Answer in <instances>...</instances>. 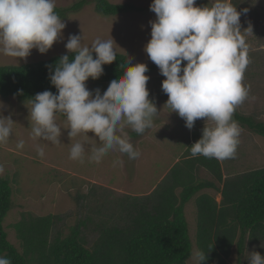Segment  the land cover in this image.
Instances as JSON below:
<instances>
[{"label": "clouds", "instance_id": "obj_1", "mask_svg": "<svg viewBox=\"0 0 264 264\" xmlns=\"http://www.w3.org/2000/svg\"><path fill=\"white\" fill-rule=\"evenodd\" d=\"M195 2L152 0L149 7L156 19L150 21L151 38L144 51L166 77L161 87L171 112L183 118L189 130L197 119H206L202 137L191 143V156L234 158L241 129L232 117L250 90L242 83L249 60L248 44L240 31L241 13L230 0H210L206 7L194 6ZM71 6L62 9L65 15L59 17L54 11L56 0H0V53L17 59L27 58L33 48L47 53L65 28L62 20ZM248 29L252 31L251 26ZM114 43L113 39L97 38L87 46L80 35L68 37L65 47L75 53L74 59L62 56L49 77L58 94L45 90L30 99L33 140L59 143L62 128L56 116L63 114L70 138L80 134L89 137L88 132L98 137L101 143L91 148L92 160L99 162L110 151L126 154L129 159L140 156L125 128L143 134L159 114L146 87L147 65L132 64L128 59L123 76L113 79L103 95L96 89L93 97L85 84L89 78L98 79L103 74L102 66L116 60ZM13 123L11 116L0 114V143L10 138ZM85 143L72 144L71 159H81ZM16 146L22 149L24 141ZM37 152L44 156L43 148ZM3 171L0 166V173ZM191 256L196 264L207 259L201 250H194ZM0 264L11 261L0 257ZM248 264H264V257L252 252Z\"/></svg>", "mask_w": 264, "mask_h": 264}, {"label": "rangeland", "instance_id": "obj_2", "mask_svg": "<svg viewBox=\"0 0 264 264\" xmlns=\"http://www.w3.org/2000/svg\"><path fill=\"white\" fill-rule=\"evenodd\" d=\"M78 1L56 0V8L66 9L65 7L68 8ZM106 1L112 4H128L134 9L116 15L102 16L95 11L96 0H88V4L81 9L66 13L67 17L62 20L65 28L47 53L41 54L33 48L30 55L24 59L0 53V66L33 63L68 53L65 44L70 35H80L82 44L87 46L97 38L113 39L115 53L125 55L131 63H144L147 66L155 64L144 51L145 45L151 38L150 21L156 19V14L149 7L152 0ZM230 2L241 13L240 31L248 44L249 60L242 83L250 90L248 97L236 107L235 111L245 116H252L256 121L264 124V0H230ZM194 6H210V0H196ZM249 26L252 31L248 29ZM183 64H186V61L182 62ZM146 76H149L146 84L149 99L155 103L159 114L154 117L153 126L146 129L143 134H137L130 127L125 128L134 149L140 153L137 159H129L126 154L110 151L99 162L92 160L91 148L101 143L98 137L88 132L89 137L80 134L70 138L68 135L70 129H65L67 120L59 116H56V123L62 128L59 143L33 140L29 121L30 101H21L15 97L5 100L0 97L3 105L0 114L5 117L11 116L14 122L10 138L6 143H0V166L4 169L0 176L9 180L13 201L4 225H8L5 226L8 240L19 251H21L20 240L16 236L15 229L9 225L16 222L22 213L36 216L51 214L60 217L52 227L54 234L60 231L68 232L67 229L74 226L79 218L95 216L96 209L104 212L105 215L108 214L107 218H113L110 216L112 213L124 212L125 204L128 205V202L123 203L118 199L110 203L108 200L103 201L104 199L114 200L112 197H132L140 194L138 197L151 202L152 198L144 193L146 191L150 193L153 188L155 192L152 197H167V195L173 197L174 192L176 201L180 200L181 187L178 188L176 185H179L181 177L187 176L192 170L191 162L188 160L191 157L189 150L192 144L202 137L206 119H197L194 127L189 130L185 126V120L177 113L171 112V109L165 105L168 96L162 91L161 85L166 77L160 74L159 68L156 67ZM85 84L94 97L96 89H99L100 94L103 95L110 83L98 84L87 80ZM239 127L241 133L235 157L217 159L218 168L225 179L264 168V137L255 134L247 127L240 125ZM20 140L24 141L22 149L16 146ZM78 141H86L85 153L81 159L73 160L70 158V149L72 144ZM38 148H43V157L38 155ZM196 173L192 172L190 176L195 175L194 178L198 180L215 181L213 173L206 168H198ZM139 181L141 182L138 185H143L139 188L140 191L135 189ZM216 184L222 185V181ZM201 193L211 195L217 203L222 199L219 192L211 189L200 190L189 199L184 205V211L186 210L185 217L193 231L196 228V214L200 211L197 208V197ZM168 200L170 203L173 201L172 198ZM101 202H104V206ZM137 202L141 201L137 200ZM134 203L136 205L135 200ZM96 216L95 219L92 218L93 221H96ZM82 230L86 244L90 245L96 235L94 222L87 221ZM192 250H196L194 240ZM252 252H258L264 257V240L258 243L246 240L241 264H248V257ZM224 261L226 264H236L235 245ZM188 264H196L192 256Z\"/></svg>", "mask_w": 264, "mask_h": 264}, {"label": "trees", "instance_id": "obj_3", "mask_svg": "<svg viewBox=\"0 0 264 264\" xmlns=\"http://www.w3.org/2000/svg\"><path fill=\"white\" fill-rule=\"evenodd\" d=\"M86 4L88 0H81L66 12L77 11ZM133 9L128 4H112L106 0H96L95 5V11L102 16ZM65 10L55 8L54 11L62 17ZM64 55L71 60L75 53L55 55L33 63L0 66V97L30 101L45 90L58 94L49 77ZM93 58H96L95 53ZM127 60L125 55L116 53L115 61L102 66L103 74L98 79L89 78L88 81L105 84L122 77ZM147 67L145 75L157 66L153 64ZM57 116L66 118L63 114ZM232 118L242 127L264 137V124L252 116L235 111ZM188 160L192 170L181 177L179 185H176L181 187L179 201L174 198V192L173 197H152L154 190L144 193L152 198L153 203L138 197L140 194L104 199L108 203L118 199L123 203L128 202V205L125 204L124 212H111L113 218H107L108 214L96 209V221L92 219L95 216L79 218L74 226L67 229L68 232L54 234L52 227L60 217L22 213L16 222L9 225L16 231L21 251L8 240L4 220L13 204L12 188L9 180L0 176V257L8 258L11 264H188L194 240L196 250L203 251L207 257L202 264H226L224 258L233 245L236 248V264H241L246 240L253 243L264 240V168L225 179L218 168L217 159L199 155L191 156ZM201 167L212 172L215 181L190 176L192 172L197 174L196 170ZM220 181L222 185L216 184ZM140 182L137 183L138 188L135 187L139 191L143 186L138 185ZM207 189L220 192L222 200L217 203L206 193L198 195L197 208L200 211L196 214V228L193 231L185 217L184 205L194 194ZM168 198L173 199L172 203ZM130 200L132 202L129 203ZM101 204L104 206V202ZM87 221L94 222L96 229L90 245L86 244L82 230Z\"/></svg>", "mask_w": 264, "mask_h": 264}, {"label": "crops", "instance_id": "obj_4", "mask_svg": "<svg viewBox=\"0 0 264 264\" xmlns=\"http://www.w3.org/2000/svg\"><path fill=\"white\" fill-rule=\"evenodd\" d=\"M153 187V186H152ZM209 196H211V195H209Z\"/></svg>", "mask_w": 264, "mask_h": 264}]
</instances>
